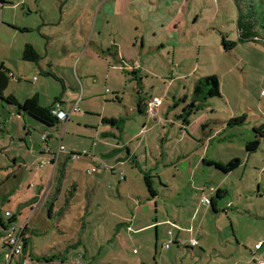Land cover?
Listing matches in <instances>:
<instances>
[{
  "label": "rangeland",
  "instance_id": "obj_1",
  "mask_svg": "<svg viewBox=\"0 0 264 264\" xmlns=\"http://www.w3.org/2000/svg\"><path fill=\"white\" fill-rule=\"evenodd\" d=\"M245 1L250 11L259 9L256 0ZM28 4L42 5L46 15L58 23L49 27L48 33L53 35L49 37L51 44L48 47L47 39L38 30L21 34L5 21L0 30V66L12 65L15 78L21 79V85L14 83L10 90L15 88L22 103L21 97L37 87L43 104L61 98L71 108L67 112L71 116L68 122H60L57 129L47 132L29 116H20L15 107L0 103V174L7 161L6 166H11V172L19 177L12 176L10 186L18 187L21 200L34 197V175L39 178L41 171L49 175V165L41 169L36 164L44 140L55 150L62 139L61 161L68 151H79L75 153L80 155L88 151L91 155L95 153L91 149L92 141H98L91 135L100 130L104 115L123 120L113 126L117 137L120 133L126 136L138 133L128 145L129 156L126 149L121 153L125 163L115 167L113 175L106 173L104 181L116 187L118 184L114 186V183L125 177L121 180L123 190L119 189L132 210L137 203H144L151 208L147 217L153 223L156 219L172 220L179 214L183 226L178 223L183 228L194 221L202 223L205 215L206 223L212 224L217 215L227 232H232L234 226L240 234L250 227L247 220L251 216L263 217L264 138L255 139L254 128L264 124V40L241 41L237 20L243 0H135L129 8L136 11L131 21V17L125 16L106 18L100 0H0V13L8 7L15 8V12L4 11L3 17L10 20V15L17 16L16 23L23 25L24 20L36 17L30 14L25 19L27 9L23 6ZM60 7L66 12L61 23L57 22ZM80 8L86 9L84 15ZM247 15L254 24L263 23L262 13L257 16L247 12ZM79 17L89 23L90 29L85 38L77 40L70 32L78 30L79 25L74 23ZM115 26L122 33L116 40L111 30ZM32 36L40 42L43 55L48 53L50 62L78 73L80 85L64 89L61 81L40 75L35 63L18 61L22 56L21 47L18 48L20 41ZM224 39L234 42L235 47L225 50ZM113 46L124 55L122 62L108 60L109 56L114 57L110 54L114 53ZM210 76H217L221 95L200 99L197 102L200 109L189 117V124L183 123L181 115L194 104L195 86ZM142 98L161 100L155 117H148L143 110L139 112L138 100ZM242 116H245L243 123L228 125L231 119ZM68 142L74 146L70 147ZM82 142L86 146H81ZM8 156H22L27 168L21 166L18 170L12 166L13 161H8ZM83 160L88 162L87 158ZM207 160L225 166L238 160L239 164L231 172H220L215 165L207 164ZM97 165L77 166L80 178L100 179L95 173H86ZM97 168L102 174L107 171ZM146 176L153 183L156 197L148 192ZM128 184L131 189L126 190ZM217 188L224 192L220 199L216 197ZM102 195L101 190L98 197ZM204 196H213L218 202V214L201 202ZM110 207L114 208V201ZM1 209L3 214L6 209L16 213L17 204H5ZM25 215L17 216L18 221L23 223L27 219ZM89 229L97 228L92 223ZM108 230V224L103 223V232ZM3 238L0 257L6 261ZM246 259H250V264H258L260 260L248 255Z\"/></svg>",
  "mask_w": 264,
  "mask_h": 264
},
{
  "label": "crops",
  "instance_id": "obj_2",
  "mask_svg": "<svg viewBox=\"0 0 264 264\" xmlns=\"http://www.w3.org/2000/svg\"><path fill=\"white\" fill-rule=\"evenodd\" d=\"M57 1L63 2V0ZM116 1L119 3L115 6ZM134 1L100 0V7L106 18L108 16L117 18L125 16L131 17L130 20L127 19L131 21L136 11L134 9L129 10V8L133 6ZM64 2H67V0H64ZM24 7L27 9V14H24L25 19L31 14L36 15L35 20L26 19L23 21V25L16 23L17 16L10 15V20H5L3 17L4 11L15 12V8L8 7L0 13V30L5 25V21L21 34L38 30L39 34L47 39L49 47L51 44L49 37L53 38V35L48 33L49 27L58 23L46 15L42 5L37 4L32 7L28 4ZM60 8V18L57 21L59 23L63 21V16L66 14L64 7ZM79 10L84 15L86 9L80 8ZM39 17H41V20L38 19ZM80 18L82 17L77 18L74 23V25H79L78 30L70 32L72 33L71 37L77 40L79 37L85 38V33L87 34L90 29L89 23ZM45 26L48 27L46 30ZM111 30L115 40L117 37L121 38L122 33L116 26ZM34 40L36 39L33 36L27 40H22L18 48L21 47L22 54L26 45H32L41 54V59L35 63L41 73L40 75H44L43 77L46 79L53 78L61 81L64 89L80 85L76 71L55 66L53 62H50L48 53L45 56L43 55L42 48L39 45L40 42ZM111 50L114 53L110 54L114 57L109 56V61L122 62L124 60V55H121L119 51L117 52L114 46ZM15 52L17 55V48H15ZM18 61L26 63L22 56ZM2 65L10 71L11 75L7 94L15 96L18 102L22 103L20 97L15 93V88L14 91L10 90L11 85L14 83L21 85V79L15 78L14 68L10 67L12 65L8 66L5 63ZM15 71H18V69H15ZM40 87L42 88L43 85ZM34 96L38 97V103L43 108L56 107L59 111L66 113L71 110V108L66 107L65 101L61 98H55L53 102H49L47 105L43 104L41 93L37 87L21 98L25 102ZM141 100V108L145 112L149 101L143 98ZM57 101H60V103ZM22 114L19 113L20 116ZM104 120H119V118L104 115L101 117L100 130H95V133L91 135L98 139V141H92L91 144L92 151L97 154L88 155L89 152L87 151L86 155L83 156V158L88 159V162H85L82 156H79L80 154L75 153H79V151H68L64 154L62 161L60 159L62 153L60 152L56 161L51 162L50 159L53 154L58 152L62 139L58 141L55 150H52L48 142L44 140L45 145L40 151L36 164L41 169H44L46 165H49L51 169L49 175L41 173L42 171L39 173V178L34 175L35 195L33 198L20 199L18 187L13 186L12 188L10 186L11 177H19L14 171L11 172V166H6L7 161L3 163V174H0V217L3 221H7L6 218H3L4 214L1 209L3 205L17 204L16 213H12L8 209L4 213L9 212V218L15 217V225L25 229L24 239L27 246L23 256L19 258L20 261L26 259L29 264H250V259H246V255L251 256L253 259L258 257V259L264 261V215L263 217L251 216L247 220L250 227L241 230L240 234L234 230V226L232 232H227L218 221L217 215L214 216L215 220L212 224L208 225L206 223L207 215H205L202 223L195 224L194 221L193 224L190 223L188 228H183L179 214L172 220L170 218L160 221L156 219L153 223L152 219L147 217L151 208L145 207L144 203L142 205L137 203L132 210L128 200L121 196V190L124 187L121 180L125 177L122 176L118 183H114V186L118 184L116 187H113L111 183H104V181L106 173L110 172L113 175L116 170L115 167L125 163L121 153L126 149L129 156L131 152L128 145L133 143V139L138 136V133L132 136L120 133L117 137L116 128L113 127L115 125ZM154 120L156 119L154 118ZM83 123L87 124V122ZM111 138L120 143H115ZM68 145L70 147L74 146L71 142H68ZM80 145L86 146L85 142ZM75 155L81 158H74ZM64 160L68 163L65 162V166H61ZM8 161H13L12 166H17L18 170L21 169V166L27 168L26 159L22 156H8ZM109 162L112 163L108 165ZM207 162L213 163L209 160ZM85 163L92 167L98 164L97 167L107 169V171L102 174L95 166L93 169H96V172L94 173L100 176V179L83 180L80 178V170H77L76 167L82 165L83 168ZM125 189H131L129 184L125 186ZM82 190L86 191L83 192ZM101 190L103 195L98 197ZM212 199H214L213 196H210V200ZM107 201H114V208H111V202L108 203ZM216 203L217 212L215 213L218 214L219 205L217 201ZM210 207L209 205V210ZM26 212H28V215H25ZM24 215L27 219L23 223L21 220L18 221V217ZM230 222L233 225L232 219ZM92 223L97 229H89ZM103 223L108 224L110 230L103 232ZM129 227L131 230H128ZM3 237L4 233L0 229V240ZM191 240L197 241L198 244L191 247ZM182 241L186 242L184 246L180 244ZM4 247L8 255L6 244H4ZM0 254L2 255L3 252H0ZM42 257L54 258V260L46 262L42 260ZM8 260L9 256L6 261L1 256L0 264H8ZM17 261V258H13L9 261V264H15Z\"/></svg>",
  "mask_w": 264,
  "mask_h": 264
},
{
  "label": "trees",
  "instance_id": "obj_3",
  "mask_svg": "<svg viewBox=\"0 0 264 264\" xmlns=\"http://www.w3.org/2000/svg\"><path fill=\"white\" fill-rule=\"evenodd\" d=\"M257 7L259 9H255L250 11V6H248L247 2L243 0V4L240 7L241 8V14H239V18L237 20V26L240 33V39L241 41H250V40H264V0H256ZM247 12L256 14L258 16V13H262V20L263 23L261 25L254 24L251 21L250 18L247 15ZM223 45L225 50H230L233 47H235L234 42H227L225 39L223 40ZM22 58L25 61L36 63L41 59V54L32 46V45H26L23 53ZM11 81V75L10 71L3 67V65L0 66V103H5L7 106L15 107L18 110V113H23L30 118L34 119L37 123L41 125V127L47 131L52 132L55 129H57L58 124L61 122L56 116H53L51 114V108H43L38 103V97L34 96L30 99H27L23 103H19L15 96L8 95L7 89L9 87ZM220 94V83L217 78V76H210L203 80H200L197 85L194 88V104L192 107L185 109V115H181V118H184L183 123L189 124V117L192 115L194 111H198L200 109L199 104L197 102H200V99H206V98H212V97H219ZM141 101L138 100V108L139 112L142 113L141 108ZM60 103V101H57ZM107 123H110L112 125L118 126L119 123H122L123 120H104ZM245 121V116L239 117L237 119H231L228 123L229 126L232 125H238ZM119 130H121L119 128ZM255 139L264 138V124L255 127ZM46 139V138H45ZM254 139V140H255ZM209 165H215L216 168H218L221 172H231L233 171L239 164L238 160L233 161L231 164L222 165L220 163H208ZM145 185L148 189V192L150 193L151 197H156L157 192L153 188V183L150 179V177L146 176L144 178ZM223 191L221 189H218L216 191V197L220 199L223 195ZM216 200L212 199L210 202V206L214 212H217V205ZM3 218H6L7 221H3L0 217V229H3V224L7 222V224H15V217L7 218L5 217V213L3 215ZM25 233V229H24ZM24 239V234H23ZM24 250L27 246L26 240L24 239ZM42 260L47 261H53L54 258L47 259L46 257H42Z\"/></svg>",
  "mask_w": 264,
  "mask_h": 264
},
{
  "label": "built area",
  "instance_id": "obj_4",
  "mask_svg": "<svg viewBox=\"0 0 264 264\" xmlns=\"http://www.w3.org/2000/svg\"><path fill=\"white\" fill-rule=\"evenodd\" d=\"M160 105H161L160 99H158V98L151 99L147 103V107H146V111H145L147 116L150 118L155 117ZM51 114L53 116H56L61 122H64V123L68 122L69 116H70V114H68L66 112L59 111L56 107L51 109ZM63 149H64V147L61 145V142H60L58 152L56 154L52 155L50 161L55 162L57 159L58 153L61 152V150H63ZM85 155H86V151H84L83 154L79 155V156H85ZM79 156L75 155L76 158ZM94 172H96L95 169L87 171L88 174H91ZM201 202L206 204V205H209L211 200H210V198L204 196L202 198ZM5 217L9 218L10 213L6 212ZM128 230H131V228L129 227ZM2 231L4 233V240H5L6 247L8 248V256H9L8 264H9V261L13 258L18 259L17 263H15V264H29L26 261V259H22L21 261L19 260V258L22 257L24 254V241H23L24 240L23 239L24 228L16 226L15 224H7V222H5L3 224ZM185 243H186L185 241L180 242V244L182 246H184ZM197 244H198V242L195 240L190 241L191 247H194ZM166 247H168V245H166ZM258 264H264V261L259 260Z\"/></svg>",
  "mask_w": 264,
  "mask_h": 264
}]
</instances>
